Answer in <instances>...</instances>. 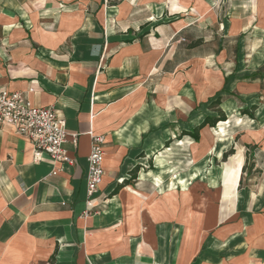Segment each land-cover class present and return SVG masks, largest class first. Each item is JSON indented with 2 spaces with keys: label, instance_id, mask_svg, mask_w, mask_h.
<instances>
[{
  "label": "crops",
  "instance_id": "1",
  "mask_svg": "<svg viewBox=\"0 0 264 264\" xmlns=\"http://www.w3.org/2000/svg\"><path fill=\"white\" fill-rule=\"evenodd\" d=\"M74 1L0 0V88L23 91L33 104L58 109L66 121L68 154L75 159V164H64L42 154L38 160L33 143L0 125V264H264V212L256 211L264 208V135L255 130L257 119L264 120V103L252 102L254 118L239 116L248 120L245 125L232 122L230 140L228 133L221 142L216 129L233 113L201 129L210 127L218 136L211 148L217 159L235 149L240 130L255 141L223 161L225 201L233 203L240 191L230 213L218 212L213 184L199 192L177 164L173 170L168 166L177 145L200 139L185 135L172 140L164 125L144 138L140 108L134 107L140 88L147 90L157 76H168L172 86L198 72L201 100L224 96L222 90L236 72L226 48L217 54L192 53L196 44H226V35L208 36L218 32L222 16L206 26L188 17L151 22L150 14L134 17L139 0H113L112 5L124 6L115 10L121 28L116 41L103 44L101 37L89 36L103 32V21L101 26L96 19L75 24ZM81 1L91 5L92 0ZM97 1L101 11L105 0ZM58 2L72 12L56 25L53 6ZM232 33L240 36L242 31ZM259 69L244 78L256 80ZM224 97L221 104L228 99ZM241 102L246 104L244 98ZM94 133L105 136V175L95 206L84 216ZM139 133V151L146 156L136 159L132 150ZM205 173L201 166L191 177ZM247 192L259 195L245 199L241 194ZM171 208L179 232L172 235L169 225L159 247L153 224L161 214L170 215Z\"/></svg>",
  "mask_w": 264,
  "mask_h": 264
},
{
  "label": "rangeland",
  "instance_id": "2",
  "mask_svg": "<svg viewBox=\"0 0 264 264\" xmlns=\"http://www.w3.org/2000/svg\"><path fill=\"white\" fill-rule=\"evenodd\" d=\"M112 1L105 0L101 11L97 0H92L91 5H86L81 0L74 1L75 24L88 23L90 19H96L101 26L100 21H103L102 33L98 31L89 33L90 37H101L103 44L116 41L118 39V30L121 28L120 16L115 10L116 7L123 8L124 6H114L111 4ZM136 2L138 1L129 0V3ZM54 5V11L58 13L57 21L54 24L59 25L64 15H66L65 13L72 12V8L69 7L67 9L62 2L54 3ZM84 8H86L85 13L87 14L83 19L80 14ZM136 8H138V14L134 15V17L150 14L151 22L160 18L175 20L180 17H188V20L202 26L213 23L216 20V15L220 14L223 24H219L218 32L213 30L208 32V36L212 35L215 38H220L226 35V44H222L223 46L221 47H219V44H196L192 53L197 55L217 54L222 47H225L228 57L236 64V72L231 74L230 80L224 89H221L222 94L228 97L226 103L223 104H218L213 99L201 100L198 97V83L195 77L198 72L183 76L177 84L172 86L169 85L170 78L168 76L165 78L157 76V79L153 81L154 84L150 85L147 90L140 88L134 107L140 108L138 114L140 115L139 126L141 128L139 127V132L144 131V138L156 134L160 130L158 126L162 127L163 125L169 126L172 140L180 137L183 139L185 135L192 137L190 134L194 132L196 125L203 121L207 115L217 117L221 115L222 111L226 118L233 113L227 120L229 123L226 125L229 135H231L229 128L232 122L245 125L244 123L248 122V120H245L244 117H239L244 114V110L251 109L252 102L264 103V0H144L143 2L139 0V5ZM54 24L50 26L54 27ZM97 28L99 29L98 26ZM240 30L242 31L240 36L233 35L232 32H239ZM132 35L133 33H130V36ZM208 38L210 39V37ZM67 46L70 48L71 44H67ZM254 62L260 65L256 68ZM258 68H260L258 72L259 78L256 80H253L252 77L244 78L251 72L254 73ZM241 98L246 101L245 105H241ZM155 120L160 121L155 123ZM257 120L258 123L255 130L264 135V120ZM249 121L254 122L251 119ZM142 124H146V126H142ZM253 124L251 123L249 126ZM140 133L138 145L133 147L132 150V155L136 159L146 156V152L139 151L141 147L139 145ZM200 137L199 141L191 142L188 139L181 145H177L174 152L170 155L169 161L171 163L168 166L177 164L181 170L182 177L188 181L189 186L197 184L199 192L205 193L207 191L205 185L209 184L210 188L211 184H213L214 187H211V189L219 193V197L214 198L218 212L230 213L233 210L232 206H235V203L240 199V191L239 196L233 203L225 201L223 197L224 183L221 179L223 161H228L230 156L237 152L239 146L253 145L255 141L245 131L240 130L235 138L234 152L229 154L227 158L223 156L222 159H217L211 154V148L217 143L218 136L212 132L210 127H207L201 131ZM150 165L152 166V161L148 160L146 168H150ZM201 166L205 167L207 174H199L198 177L192 178L195 168ZM165 179L168 182L171 177H166ZM211 180L214 183H211ZM257 195L259 194L253 192L241 194L245 199ZM256 211L264 212V208ZM170 212V215L161 214L159 218L155 219L153 224V232L156 235L155 238L158 240L159 247H163L165 243L164 238L168 232L167 228L169 225L172 235L179 232L172 208ZM216 227L220 228L221 225Z\"/></svg>",
  "mask_w": 264,
  "mask_h": 264
},
{
  "label": "built area",
  "instance_id": "3",
  "mask_svg": "<svg viewBox=\"0 0 264 264\" xmlns=\"http://www.w3.org/2000/svg\"><path fill=\"white\" fill-rule=\"evenodd\" d=\"M0 125L10 126L33 143L36 159L46 154L54 162L75 164V159L69 156L66 148L68 132L65 118L55 107L35 105L23 91L0 88ZM74 137L76 141L77 136ZM104 160L105 136L94 133L88 156L87 208L82 213L84 216H88L95 206L105 175Z\"/></svg>",
  "mask_w": 264,
  "mask_h": 264
},
{
  "label": "trees",
  "instance_id": "4",
  "mask_svg": "<svg viewBox=\"0 0 264 264\" xmlns=\"http://www.w3.org/2000/svg\"><path fill=\"white\" fill-rule=\"evenodd\" d=\"M259 72V70H258ZM223 99H225L224 96H221L219 95L217 98H216V102L218 104H221ZM256 108L255 105H253L251 107V109H246L244 110V114H248L249 116H251L252 118H254V112L253 110ZM226 115L224 114V112L222 111L221 112V115L217 116V117H212V116H207L198 126L195 127L194 129V132L190 135H192L196 140H199L200 139V131L202 128H204L205 126L207 125H210L212 127L216 126L217 123L220 121V120H226ZM185 134H189V133H185ZM234 150L231 149L229 152H226L224 154V158H227L229 154L233 153ZM139 168V166L136 167V169L133 171L132 173V178H136V171L137 169Z\"/></svg>",
  "mask_w": 264,
  "mask_h": 264
},
{
  "label": "bare ground",
  "instance_id": "5",
  "mask_svg": "<svg viewBox=\"0 0 264 264\" xmlns=\"http://www.w3.org/2000/svg\"><path fill=\"white\" fill-rule=\"evenodd\" d=\"M229 122L228 121H224V122H220L219 123V128L216 129V132L219 134V136L221 137V142H224L225 140H230L232 135H229V138L227 137L228 136V132L226 130V125L228 124ZM228 138V139H227ZM220 154V153H218Z\"/></svg>",
  "mask_w": 264,
  "mask_h": 264
}]
</instances>
